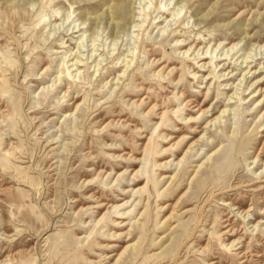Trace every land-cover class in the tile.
Segmentation results:
<instances>
[{"label": "rangeland", "instance_id": "rangeland-1", "mask_svg": "<svg viewBox=\"0 0 264 264\" xmlns=\"http://www.w3.org/2000/svg\"><path fill=\"white\" fill-rule=\"evenodd\" d=\"M0 264H264V0H0Z\"/></svg>", "mask_w": 264, "mask_h": 264}, {"label": "bare ground", "instance_id": "bare-ground-1", "mask_svg": "<svg viewBox=\"0 0 264 264\" xmlns=\"http://www.w3.org/2000/svg\"><path fill=\"white\" fill-rule=\"evenodd\" d=\"M118 6V5H117ZM119 7V6H118ZM120 8V7H119ZM160 9V8H159ZM161 10V9H160ZM121 11H122V9H121ZM117 14V13H116ZM115 16V15H114ZM127 19H129V18H127ZM123 20H124V18H123ZM128 22H129V20H128ZM177 39H178V37L176 36V41H177ZM179 41V40H178ZM193 44H196V43H192L190 46H192ZM179 46H178V48H181V47H185V45L186 44H178ZM233 45V44H232ZM197 46V44L195 45V47ZM170 54V53H169ZM163 56H165V57H168V55L167 54H163ZM198 57H200V58H198V60L196 59L195 60V63H198L199 61H201V60H203V59H207V57H202V54H198ZM251 70V69H250ZM250 70L248 71V72H250ZM247 72V73H248ZM254 82H252V84H253ZM251 84V85H252ZM259 86V84H257L256 86H255V88H257ZM75 107H77V104H76V106ZM226 109V108H225ZM198 110H199V114L201 115V116H203V115H205L206 114V112H207V109L206 108H204V109H201L200 110V108H198ZM224 111V109L222 110V112ZM167 110H163V111H161L160 112V119H163L164 117H166L167 115ZM218 118V115L217 116H215L214 118H211V119H209L208 121H207V123L206 124H208V122H215V120ZM194 119H196V117H194ZM180 138L181 137H179L178 138V140H180ZM149 140V139H148ZM178 140H176V141H174L173 143H172V145L171 146H173V145H175L176 143H177V141ZM147 143H148V141H147ZM147 143H145V145H144V147H146V145H147ZM138 171V170H137ZM137 171H136V173H137ZM172 210H173V208H172ZM128 247V245H126L125 246V248L121 251V253L122 252H124L125 250H126V248ZM120 253V254H121ZM244 257V256H243Z\"/></svg>", "mask_w": 264, "mask_h": 264}]
</instances>
